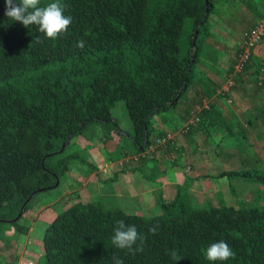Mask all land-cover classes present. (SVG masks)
Instances as JSON below:
<instances>
[{
  "label": "trees",
  "instance_id": "1",
  "mask_svg": "<svg viewBox=\"0 0 264 264\" xmlns=\"http://www.w3.org/2000/svg\"><path fill=\"white\" fill-rule=\"evenodd\" d=\"M52 2L40 0V6ZM59 2L72 23L51 41L35 26L8 19L0 0V231L10 225L19 236L29 232L21 221L33 198L69 171L72 157H62L70 142L95 125L107 131L104 140L120 134L112 113L117 102L126 104L135 155L144 160L142 153L156 145L152 118L178 108L191 87L205 41L201 34L214 10L213 0ZM187 19L192 28L184 49ZM78 40L85 41L83 49L75 47ZM255 59L252 51L236 84L245 75L254 83L264 80V63ZM209 112L194 111L191 118L199 117V124L212 121ZM240 175L264 186V173ZM117 220L134 225L146 238L143 252L126 255L112 245ZM156 224L159 231L153 235L149 228ZM11 239L0 242L9 245ZM220 240L235 252L223 264H264V209L184 208L177 215L146 218L78 203L47 226L43 248L45 264H112L113 255L124 264H176L166 254L171 250L182 257L177 264H212L205 252Z\"/></svg>",
  "mask_w": 264,
  "mask_h": 264
},
{
  "label": "rangeland",
  "instance_id": "2",
  "mask_svg": "<svg viewBox=\"0 0 264 264\" xmlns=\"http://www.w3.org/2000/svg\"><path fill=\"white\" fill-rule=\"evenodd\" d=\"M256 1L213 0V13L206 24V30L201 34V39L205 41L202 43L200 61L214 65L215 68H227V65L232 64L231 70L234 71L238 49L243 43L247 26L257 10L264 12L263 5H257ZM191 28L192 20L187 19L181 41L184 49ZM250 82L254 83L251 79ZM253 85L258 86V83ZM224 97L219 98L223 108H236L232 96ZM246 104L251 106L254 116L251 120L254 123L258 121L250 130L237 125L233 118V123L228 127H209L201 136H193L191 145L186 142L184 150L171 157L163 154L164 158H161L162 153L154 156L155 152L164 151V148L154 145V148L142 153L145 160L139 163L135 160L138 148L130 136L133 126L126 104L124 101L117 102L112 110L120 126L117 152L108 154L109 149L106 150L104 141L107 131L100 125L74 138L70 146H66L67 150L62 157H72L69 171L61 176L58 186L56 183L54 188L33 198L21 221L28 227V234L16 235L10 225L0 231L1 241L6 242L8 237L12 238L9 245L0 242V264H45L43 236L47 226L57 215L78 203H96L109 210H121L146 218L177 215L184 208L264 209V186L240 175L250 171L264 173V99L249 98ZM249 134H253L254 138ZM172 137L174 141L175 135L172 134ZM124 153H130L132 161L126 163L128 158L123 156ZM108 159L115 163L113 171H117H109L111 177L114 175L112 179H105L103 174L93 169L95 165L99 168ZM174 163L179 166L174 167ZM224 172L230 174L221 175ZM165 179L170 181L167 187L163 183ZM164 205L167 207L164 208Z\"/></svg>",
  "mask_w": 264,
  "mask_h": 264
},
{
  "label": "crops",
  "instance_id": "3",
  "mask_svg": "<svg viewBox=\"0 0 264 264\" xmlns=\"http://www.w3.org/2000/svg\"><path fill=\"white\" fill-rule=\"evenodd\" d=\"M257 2L258 1H256V4L263 5L262 8L264 9V0H259V2L258 3ZM262 19H264V12L260 13L257 10L254 17L250 21V24L247 26V30L243 34V41L245 39L246 34L249 33L252 27H254ZM254 55L256 58L255 61H260L264 63V41L255 49ZM213 66L214 65H208L204 61H199L196 67L197 72H195L197 76H195V73H194L191 87L189 88V91L187 92L182 103L180 104V106H182L183 109L182 107L179 106L178 108L174 110L156 115L152 118L151 123L154 127V132L152 136L153 141H157L158 138L163 137L165 135H172V134L175 135L174 141L171 144L172 148L168 149L169 152L164 153L165 150L155 152L154 151L155 149H153L152 151L155 152L153 154L154 156L162 153L160 157L162 156L161 158H164L163 154H167V156L169 157H171V155L178 154L180 150H184L185 148L184 145L186 142L190 143L194 141L193 136L198 135V134L199 135L203 134V132L209 127H215V128L216 127H226V126L228 127L230 123H233L231 122L233 118H235L237 125L242 126L243 128L247 130H250V128H252L254 124H258V121L254 123L253 120H251V117H254V116L251 113V108H250L251 106H248L246 104V100L249 98L256 99L258 97L264 99V86L260 87L259 84H258L259 87L257 85L254 86L253 84L255 83L250 82L249 76L245 75L243 77H240L237 81L236 87L230 93V97L232 96V98L235 99L234 103H235L236 108H229V107L228 109L223 108V104L220 102L219 98L223 96L222 89L224 88V85H225L224 83H226L227 81L226 80L227 76L230 74L229 72L231 71L232 64L230 66L227 65L226 66L227 68L223 66L224 69L222 67L215 68ZM223 99H226V97H224ZM208 101H210L211 104H207ZM201 102H204V103L202 104ZM204 108L206 110H210V112L208 113V117H211L213 120L212 121L207 120V121H204V123L202 124H199L200 122L196 124L193 129V133L191 135L189 134L181 135L182 126L188 120L191 119L192 113L194 111L201 112V110ZM175 112H176V115H173L175 114ZM262 128H264V125ZM248 136H250L252 139L254 138L253 134L251 135L249 134ZM117 137H118L117 134H115L113 139L104 140L107 145L106 150L109 149L107 151L109 155H112L114 152L116 153L117 150L119 149L118 148L119 138ZM137 158L135 160H138V162L142 161L141 159H139L138 156ZM109 159L105 164H102L100 166L98 164L99 168L96 165L93 168L95 169L96 173L98 172L100 173V175L103 174L105 179L106 178L112 179V177H114V175L111 177L110 172L113 171V166L115 165V163L110 162L113 160L112 158H111L112 160L110 161ZM126 159H127L126 163H128L129 161H132L131 156H126ZM176 166L177 164L174 163V167ZM125 168L126 166L123 167V169ZM190 168L194 170L193 166H191ZM123 169H120V171L125 172ZM113 172L117 173V171H113ZM163 183L167 187L170 184V181L165 179Z\"/></svg>",
  "mask_w": 264,
  "mask_h": 264
},
{
  "label": "clouds",
  "instance_id": "4",
  "mask_svg": "<svg viewBox=\"0 0 264 264\" xmlns=\"http://www.w3.org/2000/svg\"><path fill=\"white\" fill-rule=\"evenodd\" d=\"M65 6L56 0L40 6V0H5L4 15L13 22L20 23L23 27L29 28L35 26L43 34L45 40L55 41L66 34L72 23V17L64 14ZM37 42H42L37 38ZM84 40H78L76 48L83 49ZM159 231V225H153L149 228V233L155 235ZM146 238L141 235L134 225H126L124 220H117L114 234L111 239L112 245L126 255H136L144 251ZM170 258L176 262L182 260V257L176 250L166 252ZM205 258L215 264L219 261L221 264L235 258V252L224 240L212 243L207 247ZM112 264H124V260L113 255Z\"/></svg>",
  "mask_w": 264,
  "mask_h": 264
},
{
  "label": "built area",
  "instance_id": "5",
  "mask_svg": "<svg viewBox=\"0 0 264 264\" xmlns=\"http://www.w3.org/2000/svg\"><path fill=\"white\" fill-rule=\"evenodd\" d=\"M264 41V19L260 20L250 31L246 34L243 43L240 46L241 52L238 54L237 63L234 67L233 73H231L226 81V84L222 90V94L228 98L231 91L236 86V77L240 75L246 66L248 65L252 51ZM263 79V78H261ZM259 81V86H264V80ZM230 103L232 99L229 98ZM200 122V118L195 116L188 120L182 128V133L187 134L191 129L195 127L196 124ZM173 143L172 135H165L160 137L156 141V145L162 148H168L170 144ZM152 149V147H151Z\"/></svg>",
  "mask_w": 264,
  "mask_h": 264
},
{
  "label": "water",
  "instance_id": "6",
  "mask_svg": "<svg viewBox=\"0 0 264 264\" xmlns=\"http://www.w3.org/2000/svg\"><path fill=\"white\" fill-rule=\"evenodd\" d=\"M66 146H67V143L63 145V147H62V149H61V150L63 151V150L66 148ZM62 151H61V152H62ZM58 184H59V183H57V185H58ZM21 216H22V214H20V215H19V217H18V218H16L14 221H17V220H19V219L21 218ZM14 221H11V222H14Z\"/></svg>",
  "mask_w": 264,
  "mask_h": 264
}]
</instances>
